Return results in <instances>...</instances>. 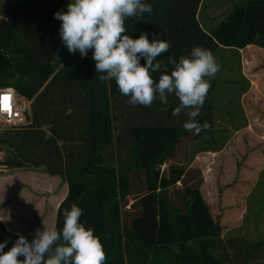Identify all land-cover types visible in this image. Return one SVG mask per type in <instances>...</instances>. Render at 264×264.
Here are the masks:
<instances>
[{
	"label": "trees",
	"instance_id": "16d2710c",
	"mask_svg": "<svg viewBox=\"0 0 264 264\" xmlns=\"http://www.w3.org/2000/svg\"><path fill=\"white\" fill-rule=\"evenodd\" d=\"M201 1L143 0L153 11L128 18L126 34L169 41L157 58L169 73V58L189 56L194 46L213 53L264 47V0L236 2L210 30L197 17ZM69 2L0 3V88L11 86L30 100L26 122L0 126V164L43 165L66 181L54 225L62 230L63 212L76 202L80 222L104 245L106 264H264V238L225 237L201 193L203 172L191 162L198 152L219 148L201 145L191 156L185 148L187 140L213 132L216 77L197 118L208 127L199 134L185 130V114L172 115L179 104L173 94L167 104L133 106L114 80L99 79L92 50L82 58L62 43V22L54 16ZM18 238L0 220L5 252Z\"/></svg>",
	"mask_w": 264,
	"mask_h": 264
},
{
	"label": "clouds",
	"instance_id": "9594fccd",
	"mask_svg": "<svg viewBox=\"0 0 264 264\" xmlns=\"http://www.w3.org/2000/svg\"><path fill=\"white\" fill-rule=\"evenodd\" d=\"M67 11H58L54 18L60 20L62 43L68 51L87 57L92 50L95 71L101 81L114 80L122 95L129 97L133 105L151 106L159 99L168 103V96L175 95L179 104L173 116L185 114L188 119L183 127L199 134L208 127L201 125L198 117L211 87V79L220 71V65L210 49L194 46L189 56L177 61L169 73L163 60L170 42L153 34L142 32L139 38L126 34V20L143 18L152 13L151 4L143 0H72L66 4ZM144 63H141V60ZM158 81L154 74L161 71ZM62 230L55 225L37 229L34 239L20 235L7 252L8 240L0 243V264H106L104 245L95 230L86 227L80 218L83 209L73 202L63 212ZM24 259H19V257Z\"/></svg>",
	"mask_w": 264,
	"mask_h": 264
},
{
	"label": "crops",
	"instance_id": "0c3cea01",
	"mask_svg": "<svg viewBox=\"0 0 264 264\" xmlns=\"http://www.w3.org/2000/svg\"><path fill=\"white\" fill-rule=\"evenodd\" d=\"M219 2L217 0L216 3L221 4ZM226 11L220 13L222 17ZM207 18L205 16L204 21H199L205 30H210L212 25L205 27ZM237 54L236 77L226 78L228 88L220 91L226 95L224 100L238 101L241 118L236 126L228 127L242 141L247 139L243 147L249 149L238 170L237 183L242 188L237 194L236 226L240 230L238 234L264 238V47L248 44L238 48ZM219 150L208 149L205 152L217 153ZM43 167L0 168V180L4 184L0 192V220L7 230L27 237L29 242L34 239L38 228L43 230L44 225H54L58 204L67 192L66 181L59 190L52 182V178L59 175L50 174ZM18 175H22L24 181L13 182ZM38 178L44 182L40 183ZM249 214L252 219L247 224Z\"/></svg>",
	"mask_w": 264,
	"mask_h": 264
},
{
	"label": "rangeland",
	"instance_id": "374dc122",
	"mask_svg": "<svg viewBox=\"0 0 264 264\" xmlns=\"http://www.w3.org/2000/svg\"><path fill=\"white\" fill-rule=\"evenodd\" d=\"M21 1L23 0H0V3H18ZM240 1L242 0H220L219 3L221 4H217V0H202L198 18L204 21V17L208 16L205 27L208 28L210 25L213 26L222 17L220 14L221 12L228 10L233 4ZM77 54V52L75 54L71 53V55ZM213 54L220 65V71L215 76L217 84L213 93L216 123L214 124L211 134L205 133L201 138L194 141L187 140L185 148L188 156H191L194 150L205 144L221 149L217 153L199 152L194 156L195 159H193L191 165L199 167L203 172L204 179L200 187L201 193L207 201L212 214L214 216L219 214L220 222L223 226L222 233L226 237L237 235L238 231H240L236 226V209L238 206L237 194L238 190L242 188H240L237 183L239 177L238 170L242 163V159L246 157L249 149L243 147L247 139L244 138L242 141L237 133L230 131L228 127V125L236 126L238 120L241 118L238 101H226L224 100L226 95L223 92L222 94L220 93L222 89L228 88L227 83H225L227 81L226 78L236 77L237 55L239 56V54H237V50L230 48H219ZM26 100L29 106L30 100ZM3 125L5 124L0 121V126ZM4 154L5 149L0 150V158H2ZM42 166L43 165H41V168ZM4 167L5 166L0 164V168ZM22 178V175H18L13 182L24 181V178ZM37 180L40 183L44 182L42 178H38ZM52 182L59 190L65 183L60 176H54ZM3 187V181L0 180V192ZM223 211L227 212L224 213ZM247 219L248 224L249 220L252 219V215L249 214ZM246 236L248 238L251 237V239L254 238L252 234H247Z\"/></svg>",
	"mask_w": 264,
	"mask_h": 264
},
{
	"label": "built area",
	"instance_id": "2783aa9c",
	"mask_svg": "<svg viewBox=\"0 0 264 264\" xmlns=\"http://www.w3.org/2000/svg\"><path fill=\"white\" fill-rule=\"evenodd\" d=\"M29 106L26 98L18 95L11 86L0 88V121L4 124L26 122Z\"/></svg>",
	"mask_w": 264,
	"mask_h": 264
}]
</instances>
